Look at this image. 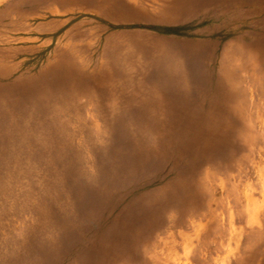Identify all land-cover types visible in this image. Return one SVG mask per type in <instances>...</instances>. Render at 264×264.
<instances>
[{"label": "rangeland", "instance_id": "1", "mask_svg": "<svg viewBox=\"0 0 264 264\" xmlns=\"http://www.w3.org/2000/svg\"><path fill=\"white\" fill-rule=\"evenodd\" d=\"M211 2L0 0V264H264V0Z\"/></svg>", "mask_w": 264, "mask_h": 264}, {"label": "crops", "instance_id": "2", "mask_svg": "<svg viewBox=\"0 0 264 264\" xmlns=\"http://www.w3.org/2000/svg\"><path fill=\"white\" fill-rule=\"evenodd\" d=\"M210 4H212L211 0H168V3L165 6L174 5V7H180L181 10V12L177 11V15L175 12L174 16L168 17V22H177L183 19H191L193 17L201 16L203 15L204 10H208ZM260 9H262V7ZM30 48L32 49L34 46ZM263 55L264 53L262 56L260 55L261 59H264Z\"/></svg>", "mask_w": 264, "mask_h": 264}, {"label": "bare ground", "instance_id": "3", "mask_svg": "<svg viewBox=\"0 0 264 264\" xmlns=\"http://www.w3.org/2000/svg\"><path fill=\"white\" fill-rule=\"evenodd\" d=\"M258 58H259V57H258ZM238 62H239V61H238ZM59 65H60V64H59ZM64 66H65V65H64ZM242 66H243V65H242ZM52 67H53V66H52ZM71 68H72V67H71ZM53 69H54V68H53ZM66 69H67V68H66ZM69 69H70V68H69ZM69 69H68V70H69ZM77 69H78V68H77ZM49 70H50V69H49ZM49 70H48V71H49ZM68 70H67V71H68ZM71 70L74 71V69H71ZM69 71H70V70H69ZM78 72H79V70H78ZM45 73H46V72H45ZM67 74H68V73H67ZM69 74H70V73H69ZM72 74H74V73H72ZM72 74H71V75H72ZM42 75H44V74H42ZM45 75H46V74H45ZM246 78H248V77H246ZM48 81H49V80H48ZM259 83H260V82H259ZM255 85H256V83H255ZM42 89H43V87H42ZM42 89H41V90H42ZM42 91H43V90H42ZM38 92H39V91H38ZM5 100H6V99H5ZM178 124H179V123H178ZM175 125H176V124H175ZM175 125H174V126H175ZM183 125H184V124H182V126H183ZM195 125H196V124H195ZM217 125H218V124H217ZM219 125H220V124H219ZM249 125H250V124H249ZM178 126H179V125H178ZM178 126H177V127H178ZM182 126H181V127H182ZM210 126H211V125H210ZM156 127H157V126H156ZM194 127H195V126H194ZM183 129H184V128H183ZM160 130H161V129H160ZM166 131H167V130H166ZM163 132H164V131H163ZM177 132H179V131L177 130ZM164 133H165V132H164ZM196 133H197V132H196ZM211 133H212V132H211ZM165 134H166V133H165ZM245 134H246V133H245ZM190 135H191V134H190ZM192 135H193V134H192ZM248 135H249V134H248ZM248 135H247V136H248ZM202 137H203V136H202ZM248 137H249V136H248ZM174 138H175V137H174ZM211 138H212V137H211ZM221 138H222V137H221ZM180 139H181V138H180ZM203 139H204V138H203ZM209 140H210V139H209ZM209 140H208V141H209ZM220 140H221V139H220ZM220 140H218V141H220ZM222 140H223V139H222ZM245 140H246V138H245ZM249 140H250V139H249ZM252 140H253V138H252ZM186 141H187V140H186ZM174 142H176V141H174ZM176 143H177V142H176ZM215 143H216V142H215ZM223 143H224V141H223ZM182 144H183V143H182ZM178 181H179V180H178ZM192 209H193V208H192ZM252 222H256V220H254V221L252 220ZM252 222H251V223H252ZM120 224H122V223H120ZM117 225H118V224H117ZM135 227H136V226H135ZM121 232H122V231H121ZM124 241H125V240H124ZM58 247H59V246H58ZM57 249H59V248H57ZM63 249H64V248H63ZM63 251H64V250H63ZM63 251H61V252H63ZM56 254H58V253H56ZM247 254H248V253H247ZM87 255H88V254H87ZM253 258H254V257H253ZM237 260H238V259H237ZM237 260H236V261H237ZM135 261H136V260H135ZM261 261H262V260H261ZM261 261H260V264H261ZM237 264H252V263H251V260H250V259H247V260H245V261L238 262Z\"/></svg>", "mask_w": 264, "mask_h": 264}]
</instances>
